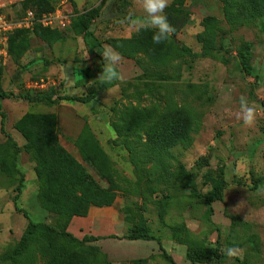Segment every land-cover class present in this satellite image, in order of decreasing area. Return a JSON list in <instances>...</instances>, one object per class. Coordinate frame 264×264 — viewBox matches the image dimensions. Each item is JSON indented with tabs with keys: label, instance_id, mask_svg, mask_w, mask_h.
I'll use <instances>...</instances> for the list:
<instances>
[{
	"label": "rangeland",
	"instance_id": "1",
	"mask_svg": "<svg viewBox=\"0 0 264 264\" xmlns=\"http://www.w3.org/2000/svg\"><path fill=\"white\" fill-rule=\"evenodd\" d=\"M71 1L79 11L98 5L100 16L90 27L92 36L73 31L72 20L60 30L62 39L51 44L32 36V50L26 54L25 63L15 68L9 59L2 85L15 93H96L87 103L58 100L43 109L56 111L60 122L58 143L81 164L87 166L73 138L85 124L108 155L119 188L114 202L101 212L117 222V236L123 235L121 226L143 225L159 243L139 241L127 244L129 250L119 246V250L130 253L129 257L148 255L141 262H111L98 252L95 243H88L91 264H264V29L260 19L230 23L224 15L223 0H184L189 21L169 35L190 51L165 66L155 65L140 55L121 56L116 66L118 77L109 82L110 86L99 82L103 64L97 49L109 47L105 43L108 37H130L138 31L147 16L141 0ZM18 7V3L14 4L13 10ZM204 18H209L212 25ZM248 43L253 74L258 78L241 71L239 51ZM40 79L58 84L44 89L33 87ZM69 79L71 88L66 86ZM241 96L254 109L251 126L240 118ZM18 100L22 99L15 98V102ZM172 104L191 119L192 140L184 148L174 147L162 160H154L147 153L145 135L118 137L111 126L118 116L115 109L122 105L154 107L162 115L170 111ZM39 110L41 107L31 105L27 111ZM18 116L12 114L8 121L16 122ZM15 132L22 139L21 133ZM4 143L3 136L0 144ZM16 166L21 174L0 172V264H14L12 253L28 218L53 221V216L38 203L36 193L33 197L38 184L33 180L38 179L35 162L27 151L20 150ZM219 168L226 186L220 198L207 205L198 197V193L209 189L203 174ZM88 171L101 186H107L92 169ZM26 178L32 182L28 181L23 198L17 195L25 215L15 210L12 199L16 196L15 187ZM101 244L104 250V243ZM198 244L217 245L220 258L191 263L185 257L186 248ZM228 247L238 248L240 255L226 258L224 249ZM36 251L33 246L27 256Z\"/></svg>",
	"mask_w": 264,
	"mask_h": 264
},
{
	"label": "trees",
	"instance_id": "2",
	"mask_svg": "<svg viewBox=\"0 0 264 264\" xmlns=\"http://www.w3.org/2000/svg\"><path fill=\"white\" fill-rule=\"evenodd\" d=\"M183 1L173 0L165 9L172 33L189 21ZM59 2L60 0H22L16 8V14L20 15L29 8L37 13L52 11ZM76 9L74 8V15L71 18V29L81 32L84 37L92 36L90 27L94 19L100 16L98 5L84 8L82 11ZM223 11L230 23L258 17L261 28L264 29V0H223ZM204 21H208L209 26L212 25L209 18H204ZM32 36L48 44L62 39L60 30L43 27L40 24H37L31 31L13 32L9 36L7 52L17 68L22 66L20 61L31 48ZM151 37L150 30H140L130 37H108L105 43L116 50L120 56L135 58L140 55L158 66H165L181 53L190 51L186 46L177 43L170 35L159 45L154 44ZM199 39L203 43L206 41L202 35ZM250 56L251 44L248 43L239 51L241 71L257 77L253 74ZM3 74L4 67L0 64V100L20 98L29 103L54 104L60 99H66L87 103L96 96L95 92H89L84 96H60L53 90L46 92L24 90L15 93L3 88ZM170 108L169 112L159 115L154 107L122 105L119 110L115 109L118 116L111 122V126L118 137L125 136L126 138L130 134L138 137L145 135L143 144L146 146L147 153L154 160H162L171 149L177 146L184 148L192 140L191 119L182 114L176 105L172 104ZM0 117V131L5 137V143L0 144V172L11 176L16 173L21 174L16 166L17 155L22 149L27 151L36 165L37 201L48 214L53 216L51 223L46 220L32 221L28 218L12 253L13 263L91 264L92 254L87 244L93 243L99 237L84 235L78 238L68 230V225L74 216H86L90 207L109 206L114 202L119 184L115 180L108 155L93 131L85 124L73 138V144L87 166L81 164L59 145L57 140L58 119L55 113L27 111L17 119L14 128L25 139L23 146H19L5 130L6 114L1 108ZM87 167L92 169L99 179L106 181L107 186H101ZM203 175L209 189L204 193H198V197L205 204L210 205L220 198L226 181L221 168L208 170ZM22 181L15 187L16 196L12 199L16 211H23L17 200V195L21 194L22 185L24 187ZM104 237L155 240L159 243V240L143 225L128 227L126 234L122 236ZM33 246L36 247V253L27 256ZM97 247L98 252L106 257L100 247ZM220 256V248L214 244L190 245L185 251V257L191 263L217 260ZM145 259V257L136 258L133 261L141 262Z\"/></svg>",
	"mask_w": 264,
	"mask_h": 264
},
{
	"label": "crops",
	"instance_id": "3",
	"mask_svg": "<svg viewBox=\"0 0 264 264\" xmlns=\"http://www.w3.org/2000/svg\"><path fill=\"white\" fill-rule=\"evenodd\" d=\"M21 1L22 0H0V4L4 5L3 6L4 12L10 13V14H13V13L16 14V10H13L14 9L13 6L16 3L19 4V2H21ZM60 2L65 3V7L71 8V9H73V11H74L75 7L78 9V7L71 0H60ZM31 50H32V48H30L23 55V57L20 61L22 65H23V63H25L24 58H25L26 54L29 53ZM9 59H10L9 55L8 56H1L0 55V64L3 65L4 72L8 68L7 64L9 63L8 62ZM12 65L15 68L17 67V65L14 62H12ZM18 101L19 102H15V98L0 100V106H1L0 108L6 114L5 121L7 124L5 123V130H7V132L13 137V139L19 145L24 143V138L20 134V132H18L15 128H13V124L15 121L13 119H12L13 121L12 120L8 121L9 120L8 117L9 116L12 117V114L13 115H19L17 118V119H19L27 110H29L31 105H37L38 107H41V110H39L38 112L55 113L57 115L58 123H60L58 114L56 113L55 110L43 109V107H45V105L47 106V105H51V104H45L43 102L29 103L27 101H22V100H18ZM62 101H68V100L60 99V102H62ZM0 119H1V117H0ZM87 123L91 126V120L90 121L88 120ZM91 128H92V126H91ZM14 129L22 136V139L19 138V136L17 137L15 135L16 132ZM78 133H79V131H78ZM3 136L4 135L0 131V139ZM36 178H37V175H35V179ZM28 181H31V180H28L26 178V180L24 182V187L22 188V191H21L19 198L24 197V195H23L24 189L26 188V186L28 187V185L30 184V183L28 184ZM33 181L37 182V180H33ZM37 188H38V186H36V189L33 191V197H34L35 193L37 194ZM19 202H20V200H19ZM102 208H104V207L92 206V207H90L89 212L86 216H74L68 225V230L78 238H82L84 235H92L95 237H99L93 243H95V245L100 247V249L106 254L107 259L111 262H117V261H122V260H126V259H136V257H129L130 255H128V254H130V253L126 252V250H123V251L119 250V246L121 245V246L127 248V250H129V247H127V244L132 245L131 243H140L139 241H147V240L137 239V240L126 241L128 239L113 238V237H104L103 238V236H109V235H116L117 236L118 233L116 232V230H114V226L117 224V222L112 221L108 216L104 215L101 212ZM121 228L125 231V232L122 231V234H126L128 227L121 226ZM110 241H112V242H110ZM101 243H104V250L102 249ZM133 256H135V254H133ZM147 256H144V257H147ZM137 258H143V257H137Z\"/></svg>",
	"mask_w": 264,
	"mask_h": 264
},
{
	"label": "clouds",
	"instance_id": "4",
	"mask_svg": "<svg viewBox=\"0 0 264 264\" xmlns=\"http://www.w3.org/2000/svg\"><path fill=\"white\" fill-rule=\"evenodd\" d=\"M142 8L147 14L145 21L140 24L138 31L150 30L152 32V42L156 45L161 44L169 38L172 28L165 15V9L169 6V0H141ZM102 56L103 71L99 76L101 84L109 83L118 77L116 66L121 61L120 54L111 47L97 49ZM67 87H72V81L69 79ZM241 115L245 125L251 126L255 120L254 109L251 107L247 99L243 96L239 99ZM224 255L228 259L235 258L240 255V250L236 247H228L224 249Z\"/></svg>",
	"mask_w": 264,
	"mask_h": 264
},
{
	"label": "built area",
	"instance_id": "5",
	"mask_svg": "<svg viewBox=\"0 0 264 264\" xmlns=\"http://www.w3.org/2000/svg\"><path fill=\"white\" fill-rule=\"evenodd\" d=\"M0 4V55L8 56L7 47L9 36L17 30H33L37 24L51 29H65L71 23L74 11L66 8L65 3L60 2L52 11L41 13L35 12L33 9H26L22 14H10L3 11ZM53 80L40 79L32 86L38 89H44L49 86H57ZM28 87L30 85L28 84Z\"/></svg>",
	"mask_w": 264,
	"mask_h": 264
}]
</instances>
